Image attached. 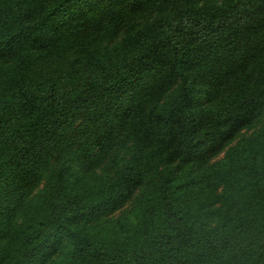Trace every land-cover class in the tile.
I'll return each mask as SVG.
<instances>
[{"label":"trees","instance_id":"16d2710c","mask_svg":"<svg viewBox=\"0 0 264 264\" xmlns=\"http://www.w3.org/2000/svg\"><path fill=\"white\" fill-rule=\"evenodd\" d=\"M0 264H264V0H0Z\"/></svg>","mask_w":264,"mask_h":264},{"label":"rangeland","instance_id":"374dc122","mask_svg":"<svg viewBox=\"0 0 264 264\" xmlns=\"http://www.w3.org/2000/svg\"><path fill=\"white\" fill-rule=\"evenodd\" d=\"M222 156H223V153H221V154H220L218 157H216V159H214V160L220 159V158H222ZM128 207H129V205H126L125 207L122 208V210H124V209H128ZM119 213H120V211H118V212L115 214V216H118Z\"/></svg>","mask_w":264,"mask_h":264}]
</instances>
